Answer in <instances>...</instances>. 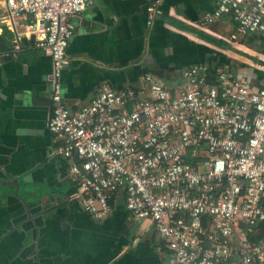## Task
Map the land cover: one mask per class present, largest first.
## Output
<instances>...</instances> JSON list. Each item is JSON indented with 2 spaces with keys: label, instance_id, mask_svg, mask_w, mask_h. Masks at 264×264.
<instances>
[{
  "label": "built area",
  "instance_id": "obj_1",
  "mask_svg": "<svg viewBox=\"0 0 264 264\" xmlns=\"http://www.w3.org/2000/svg\"><path fill=\"white\" fill-rule=\"evenodd\" d=\"M91 1L0 0V24L32 17L36 45L52 58L48 127L63 142L72 197L103 220L122 196L129 215L152 222L175 264H264V238L251 239L264 226V85L201 63L183 71L176 94L147 74L138 88L103 84L73 110L63 73L74 20ZM224 16L240 35L264 38V0H215L206 21Z\"/></svg>",
  "mask_w": 264,
  "mask_h": 264
},
{
  "label": "crops",
  "instance_id": "obj_2",
  "mask_svg": "<svg viewBox=\"0 0 264 264\" xmlns=\"http://www.w3.org/2000/svg\"><path fill=\"white\" fill-rule=\"evenodd\" d=\"M156 1L92 0L74 20L63 73L71 109L103 84L138 88L147 74L176 94L183 71L201 63L264 85V38L240 35L229 16L207 23L215 0ZM32 22L0 24V264H175L152 222L129 215L122 196L103 220L72 197L63 142L48 127L52 58L37 47Z\"/></svg>",
  "mask_w": 264,
  "mask_h": 264
},
{
  "label": "trees",
  "instance_id": "obj_3",
  "mask_svg": "<svg viewBox=\"0 0 264 264\" xmlns=\"http://www.w3.org/2000/svg\"><path fill=\"white\" fill-rule=\"evenodd\" d=\"M210 80L211 81L215 80V74L214 73L211 74ZM263 238H264V226L259 230V232L256 235L251 236V239L253 241H259V240H261Z\"/></svg>",
  "mask_w": 264,
  "mask_h": 264
},
{
  "label": "rangeland",
  "instance_id": "obj_4",
  "mask_svg": "<svg viewBox=\"0 0 264 264\" xmlns=\"http://www.w3.org/2000/svg\"><path fill=\"white\" fill-rule=\"evenodd\" d=\"M249 36V35H248Z\"/></svg>",
  "mask_w": 264,
  "mask_h": 264
}]
</instances>
